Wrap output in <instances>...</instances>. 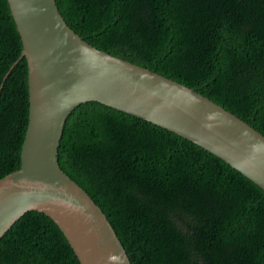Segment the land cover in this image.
<instances>
[{"label": "trees", "instance_id": "obj_1", "mask_svg": "<svg viewBox=\"0 0 264 264\" xmlns=\"http://www.w3.org/2000/svg\"><path fill=\"white\" fill-rule=\"evenodd\" d=\"M95 47L181 82L264 135V0H55ZM21 43L0 0V81ZM21 56L0 88V177L20 165ZM94 195L131 264H264V190L175 132L98 101L75 106L57 149ZM0 264H80L36 210L0 237Z\"/></svg>", "mask_w": 264, "mask_h": 264}, {"label": "water", "instance_id": "obj_2", "mask_svg": "<svg viewBox=\"0 0 264 264\" xmlns=\"http://www.w3.org/2000/svg\"><path fill=\"white\" fill-rule=\"evenodd\" d=\"M26 59L28 114L20 165L0 177V237L25 211L49 216L80 264H131L103 207L64 168L66 118L98 101L193 141L264 190V135L181 82L101 50L62 17L55 0H6Z\"/></svg>", "mask_w": 264, "mask_h": 264}]
</instances>
